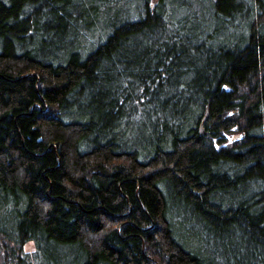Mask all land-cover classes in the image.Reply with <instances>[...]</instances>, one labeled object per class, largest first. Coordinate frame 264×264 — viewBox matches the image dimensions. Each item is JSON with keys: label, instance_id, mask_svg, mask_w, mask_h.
I'll use <instances>...</instances> for the list:
<instances>
[{"label": "trees", "instance_id": "16d2710c", "mask_svg": "<svg viewBox=\"0 0 264 264\" xmlns=\"http://www.w3.org/2000/svg\"><path fill=\"white\" fill-rule=\"evenodd\" d=\"M0 215L2 264H264V0H0Z\"/></svg>", "mask_w": 264, "mask_h": 264}, {"label": "rangeland", "instance_id": "374dc122", "mask_svg": "<svg viewBox=\"0 0 264 264\" xmlns=\"http://www.w3.org/2000/svg\"><path fill=\"white\" fill-rule=\"evenodd\" d=\"M0 218H2L1 217V215H0ZM34 249H35V246H34V243L33 242H28L24 247H23V253L24 252H32V251H34ZM17 250V249H16ZM1 251H2V248L0 249V264H2L1 262V258H2V255L3 256H5L6 255V253L4 252V251H2V254H1ZM17 254H19V251L18 252H16ZM15 253V254H16ZM15 256V255H14ZM14 258V257H13ZM16 262V260H15V258L13 259V261H12V264H16L15 263Z\"/></svg>", "mask_w": 264, "mask_h": 264}, {"label": "water", "instance_id": "95a60500", "mask_svg": "<svg viewBox=\"0 0 264 264\" xmlns=\"http://www.w3.org/2000/svg\"><path fill=\"white\" fill-rule=\"evenodd\" d=\"M207 115H208V110L206 111V116L204 117V120H206Z\"/></svg>", "mask_w": 264, "mask_h": 264}]
</instances>
